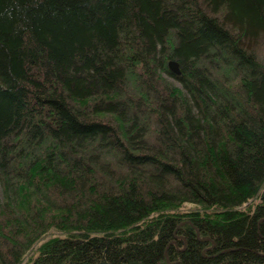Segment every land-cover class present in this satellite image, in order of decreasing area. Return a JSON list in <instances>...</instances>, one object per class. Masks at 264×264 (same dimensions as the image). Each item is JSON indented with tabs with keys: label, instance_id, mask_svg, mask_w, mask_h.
Wrapping results in <instances>:
<instances>
[{
	"label": "trees",
	"instance_id": "trees-1",
	"mask_svg": "<svg viewBox=\"0 0 264 264\" xmlns=\"http://www.w3.org/2000/svg\"><path fill=\"white\" fill-rule=\"evenodd\" d=\"M0 189V264H264V0H0Z\"/></svg>",
	"mask_w": 264,
	"mask_h": 264
},
{
	"label": "rangeland",
	"instance_id": "rangeland-1",
	"mask_svg": "<svg viewBox=\"0 0 264 264\" xmlns=\"http://www.w3.org/2000/svg\"><path fill=\"white\" fill-rule=\"evenodd\" d=\"M166 79L169 82H171L172 84L180 87L179 84L177 83V81H175L174 79L167 77V76H166ZM0 197H1V191H0ZM183 207L186 210H191V209L197 208L195 205L189 204V203L184 204ZM57 234L58 233L56 231L50 230L48 233H46V235L44 237L40 238L34 244H32V246L25 252L24 257H23L22 261L20 262V264H27L29 258L34 254L36 248L43 242L44 238H48L49 236H53V235H57Z\"/></svg>",
	"mask_w": 264,
	"mask_h": 264
},
{
	"label": "water",
	"instance_id": "water-1",
	"mask_svg": "<svg viewBox=\"0 0 264 264\" xmlns=\"http://www.w3.org/2000/svg\"><path fill=\"white\" fill-rule=\"evenodd\" d=\"M167 66L169 71L173 74L178 75L180 73L178 69V64L175 61H168Z\"/></svg>",
	"mask_w": 264,
	"mask_h": 264
}]
</instances>
